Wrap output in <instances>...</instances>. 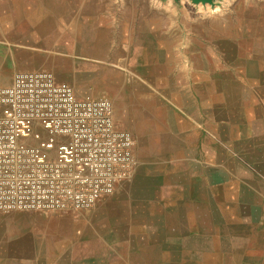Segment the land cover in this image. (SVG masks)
I'll return each mask as SVG.
<instances>
[{
    "label": "crops",
    "instance_id": "obj_1",
    "mask_svg": "<svg viewBox=\"0 0 264 264\" xmlns=\"http://www.w3.org/2000/svg\"><path fill=\"white\" fill-rule=\"evenodd\" d=\"M151 1L0 0V87L47 70L108 98L137 158L90 210L0 212V264H264V76Z\"/></svg>",
    "mask_w": 264,
    "mask_h": 264
},
{
    "label": "built area",
    "instance_id": "obj_2",
    "mask_svg": "<svg viewBox=\"0 0 264 264\" xmlns=\"http://www.w3.org/2000/svg\"><path fill=\"white\" fill-rule=\"evenodd\" d=\"M131 131L108 98L77 97L47 70L0 87V212L90 210L137 167Z\"/></svg>",
    "mask_w": 264,
    "mask_h": 264
},
{
    "label": "rangeland",
    "instance_id": "obj_3",
    "mask_svg": "<svg viewBox=\"0 0 264 264\" xmlns=\"http://www.w3.org/2000/svg\"><path fill=\"white\" fill-rule=\"evenodd\" d=\"M148 8L179 11V24L196 27L198 34L201 31L195 41L202 37L213 58L220 53L227 61L222 62L227 64L223 68L228 73L244 75L246 69L257 67L258 74L264 76V0H214L212 6L193 5L189 0H152ZM55 30L50 36L56 41L41 52L51 58L52 72L58 76L67 67L63 63L65 52L55 47L62 34L59 28Z\"/></svg>",
    "mask_w": 264,
    "mask_h": 264
},
{
    "label": "water",
    "instance_id": "obj_4",
    "mask_svg": "<svg viewBox=\"0 0 264 264\" xmlns=\"http://www.w3.org/2000/svg\"><path fill=\"white\" fill-rule=\"evenodd\" d=\"M175 2H178L179 0H174ZM193 5H213L214 4V0H189Z\"/></svg>",
    "mask_w": 264,
    "mask_h": 264
},
{
    "label": "bare ground",
    "instance_id": "obj_5",
    "mask_svg": "<svg viewBox=\"0 0 264 264\" xmlns=\"http://www.w3.org/2000/svg\"><path fill=\"white\" fill-rule=\"evenodd\" d=\"M189 9V8H188ZM191 12V11H190Z\"/></svg>",
    "mask_w": 264,
    "mask_h": 264
}]
</instances>
